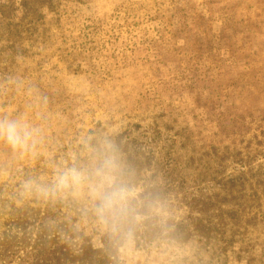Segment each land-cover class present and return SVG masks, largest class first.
Returning <instances> with one entry per match:
<instances>
[{
	"label": "rangeland",
	"instance_id": "1",
	"mask_svg": "<svg viewBox=\"0 0 264 264\" xmlns=\"http://www.w3.org/2000/svg\"><path fill=\"white\" fill-rule=\"evenodd\" d=\"M0 119L36 140H0V199H73L96 247L106 219L89 181L41 191L58 171L115 157L132 199L164 192L156 215L190 240L130 237L116 264H264V0H0ZM126 131L151 161L138 176L115 149Z\"/></svg>",
	"mask_w": 264,
	"mask_h": 264
},
{
	"label": "trees",
	"instance_id": "2",
	"mask_svg": "<svg viewBox=\"0 0 264 264\" xmlns=\"http://www.w3.org/2000/svg\"><path fill=\"white\" fill-rule=\"evenodd\" d=\"M229 19L231 21L228 17ZM225 26L227 27V23ZM184 31L183 27L180 34L183 35ZM184 38L190 37L185 35ZM220 39L221 48L226 47L225 51L230 52V57H234L235 52L230 45L232 37L222 35ZM235 41L232 44L236 46ZM237 48L245 50L244 47ZM162 58L165 61L167 55ZM243 81V78L240 79V82ZM125 140L133 142V146H128ZM115 141V149L128 155L130 167L125 173L135 172L138 176L145 163L151 162L149 157L144 155L138 142L132 140L127 131L118 134ZM141 157H145L144 161ZM118 182L128 188L138 184L133 179L126 183L118 179ZM159 189V187L145 189L133 198L128 215L118 225L114 226L110 219L105 220L104 231L96 233L101 237L99 247L94 245L90 237L77 229L76 223L82 215L75 209V200L70 199L66 202L57 197L30 199L21 197L16 200L15 197L11 199L2 197L0 209L3 211L1 216L3 230L0 235V263L11 264L18 258L26 264H116L119 262V248L130 237H138L144 244H153L160 240L188 242L191 232L186 223L173 220L161 222L156 215L155 207L165 199L164 192ZM78 237H82L83 243L80 245L75 241Z\"/></svg>",
	"mask_w": 264,
	"mask_h": 264
},
{
	"label": "clouds",
	"instance_id": "3",
	"mask_svg": "<svg viewBox=\"0 0 264 264\" xmlns=\"http://www.w3.org/2000/svg\"><path fill=\"white\" fill-rule=\"evenodd\" d=\"M0 140L6 141L14 150L27 151L35 147L34 132L19 121L0 119ZM119 165L115 157H105L87 175L77 167L57 172L53 185L41 189L45 194L55 195L58 191L78 189L85 181H89L90 194L96 200V211L102 219H110L118 225L130 211L133 190L118 182ZM25 187H29L26 183Z\"/></svg>",
	"mask_w": 264,
	"mask_h": 264
}]
</instances>
